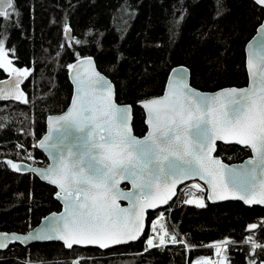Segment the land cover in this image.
<instances>
[{
	"label": "trees",
	"instance_id": "1",
	"mask_svg": "<svg viewBox=\"0 0 264 264\" xmlns=\"http://www.w3.org/2000/svg\"><path fill=\"white\" fill-rule=\"evenodd\" d=\"M264 18L253 0H12L0 13V43L12 63L30 70L22 101H0V231L24 233L60 205L55 189L34 175L18 174L11 162L45 166L35 143L45 132V117L68 105L67 65L91 55L115 88L118 103L132 106V129L145 133L144 114L136 103L162 93L169 71L185 66L190 84L203 91L247 83L244 45ZM72 29L71 46L63 35ZM7 73L0 67V79ZM216 155L239 162L249 150L216 143ZM28 155L33 157L29 160ZM126 187V185H123ZM199 193L179 189L164 208L149 211L141 238L106 250L65 249L59 242L11 245L0 251V264H187L212 255L206 246L228 240L229 264H264V247L251 249L246 237L264 243V207L240 201L187 200ZM162 210L182 243L147 246L152 220ZM191 244V245H190ZM190 245V246H189Z\"/></svg>",
	"mask_w": 264,
	"mask_h": 264
},
{
	"label": "water",
	"instance_id": "2",
	"mask_svg": "<svg viewBox=\"0 0 264 264\" xmlns=\"http://www.w3.org/2000/svg\"><path fill=\"white\" fill-rule=\"evenodd\" d=\"M253 1L264 7V0ZM11 3L0 0V13ZM63 35L71 46L69 24ZM244 54L247 83L240 87L203 91L190 84L187 67H173L160 95L136 103L146 127L141 136L132 129V106L116 101L114 84L94 57L73 59L68 105L45 117L35 143L47 164L11 162L14 172L52 186L60 209L27 232L0 231V251L43 242L106 250L134 242L148 212L167 206L192 181L205 186L209 203L264 207V18ZM26 78L15 71L0 79V101L22 100ZM216 143L246 147L250 154L227 163L215 154Z\"/></svg>",
	"mask_w": 264,
	"mask_h": 264
},
{
	"label": "rangeland",
	"instance_id": "3",
	"mask_svg": "<svg viewBox=\"0 0 264 264\" xmlns=\"http://www.w3.org/2000/svg\"><path fill=\"white\" fill-rule=\"evenodd\" d=\"M0 67L5 71L7 74H11L15 71H19L21 73L29 74L30 70H27L25 68H18L12 63V57L8 54V50H6L3 43H0ZM25 97L22 98V100ZM20 100V101H22ZM29 160L33 161V157L28 155ZM198 181H192L189 183H186L182 185L179 189H185V190H192V192L199 193V195H193L191 196L187 202L193 203L196 205H201L203 203V193L206 194V188L205 191L203 188L197 183ZM204 186V185H203ZM205 187V186H204ZM170 222L168 219V215L164 213V211L160 210L158 212V215L152 220L150 227H149V233L150 235L146 239V245L147 246H157V247H163V243H159L164 240L172 239L173 241H180L184 240L182 236H177V232L175 229L168 228ZM185 241V240H184ZM225 241V245L223 247H219L214 243L211 248L214 249V252L212 255H203V256H197L195 257L191 263L187 264H229V261L227 257L225 256V249L229 244L228 240H221ZM247 244L250 245L251 249L256 248H262L264 247V243H260L256 240H253L250 235L246 237ZM178 244V243H176ZM217 253H219V256L217 257ZM249 264H252L251 262Z\"/></svg>",
	"mask_w": 264,
	"mask_h": 264
},
{
	"label": "built area",
	"instance_id": "4",
	"mask_svg": "<svg viewBox=\"0 0 264 264\" xmlns=\"http://www.w3.org/2000/svg\"><path fill=\"white\" fill-rule=\"evenodd\" d=\"M197 183H198V184L203 188V190L205 191V187L203 186V184H201V183H199V182H197ZM159 243H163V244H167V245H169V244H176V243H182V244H184V245L187 246V244H186V242H185L184 240L173 241L172 239H169V240H164V239H162V241H160ZM214 243H216V245L219 246L220 248L223 247V246L225 245V241H218V242L210 243V244H208V245H206V246H212ZM218 256H219V253H217V257H218Z\"/></svg>",
	"mask_w": 264,
	"mask_h": 264
},
{
	"label": "flooded vegetation",
	"instance_id": "5",
	"mask_svg": "<svg viewBox=\"0 0 264 264\" xmlns=\"http://www.w3.org/2000/svg\"><path fill=\"white\" fill-rule=\"evenodd\" d=\"M249 154H250V153H249ZM73 260H75V259H73ZM73 260H72V261H73ZM77 260H78V259H77ZM72 261H71V262H72ZM78 261L80 262V260H78ZM71 262H70V263H71ZM70 263H67V264H70Z\"/></svg>",
	"mask_w": 264,
	"mask_h": 264
},
{
	"label": "bare ground",
	"instance_id": "6",
	"mask_svg": "<svg viewBox=\"0 0 264 264\" xmlns=\"http://www.w3.org/2000/svg\"><path fill=\"white\" fill-rule=\"evenodd\" d=\"M190 245H191V244H190ZM190 245H189V246H190Z\"/></svg>",
	"mask_w": 264,
	"mask_h": 264
}]
</instances>
